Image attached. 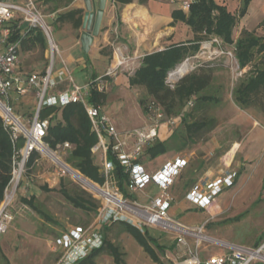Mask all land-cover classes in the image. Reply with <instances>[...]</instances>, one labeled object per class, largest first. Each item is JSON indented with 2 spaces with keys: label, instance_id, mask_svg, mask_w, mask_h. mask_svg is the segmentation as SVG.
I'll return each mask as SVG.
<instances>
[{
  "label": "crops",
  "instance_id": "crops-1",
  "mask_svg": "<svg viewBox=\"0 0 264 264\" xmlns=\"http://www.w3.org/2000/svg\"><path fill=\"white\" fill-rule=\"evenodd\" d=\"M2 1L23 5L29 0ZM30 1L33 2L41 12L45 23L51 28V32L52 25L58 26L59 32L56 42L52 39L58 51L55 53L53 62L51 63L50 51L44 35L41 33L44 39L43 48L37 41H35L33 45L28 39L25 40L24 38L28 32L27 25L22 21L20 15H15L5 26L10 30V37L16 34L19 36V73L23 75L30 73L43 74L46 69L51 67V78L55 81L56 85L49 93H57L72 89V85L74 84L82 88L83 93H85L87 97L90 93V85L98 81V90L106 94L105 103L101 106L102 112L108 117L111 125L118 132L121 141L125 143L124 150L130 152L136 140L133 136L127 135V133L147 127L150 123L148 114L144 112L140 104V100L149 99L143 88L130 84V78L132 76L130 73H135L140 66L141 59L145 55L160 52L172 46L187 45L194 40L195 34L192 28L183 21L181 16L187 17L189 14V5L197 0H132L127 4H121L114 0H106L99 34L97 37L93 38L87 52L82 51L80 43V36L82 33L81 24L84 14L83 0ZM212 1L216 5L225 8L232 16H237L240 8V0ZM185 4H187L186 7ZM75 10L82 12L81 23L78 28H75L70 21H60L61 15ZM242 31L254 32L257 36L264 37V0H250L245 14L236 19L231 36L234 42L238 39ZM212 39H217L224 45L219 38H209V40ZM203 42L200 43L198 52L191 56L193 58L191 61L194 65L195 63H200V65L208 64L210 68H214L216 63L213 61L218 62V57L215 58V60L214 58L209 59L206 56L203 58H199L198 56L202 49ZM227 47H230L227 52H232L231 57L237 64L234 58L233 48L231 46ZM35 50L37 52L39 50L41 51L44 61L40 59L29 61L30 56L34 55ZM213 50L217 51V48L214 46ZM121 57L126 58V62L116 71V75L113 77H104L105 73L110 68L116 66ZM254 68L255 66H252V64L243 68H239L237 64V72H239L238 77L240 78L236 85H238L249 72L254 70ZM60 73H63V76L60 77ZM73 73L78 74V79L82 83L79 84L73 79ZM194 101L195 98L192 97L185 111L190 109ZM231 103L236 107V140L223 143V141H215L214 137H212L196 147H194V144L184 151H171L155 159L150 160L143 155L140 164L148 174L155 173L165 163L177 157L185 158V167L169 189V191L171 190L170 192L175 190V185L179 180H182L183 174L187 177L184 179L185 182L180 186L176 195L180 197V201L176 203L180 204L181 209L184 211L197 209L205 211L210 216L223 213L229 210L230 206L236 205L234 194H232L236 186V196H238L244 190L245 182L249 177L256 174H262V176H264V112L261 107L253 102L248 108H241L232 101ZM216 104L219 106L221 102L218 101ZM178 122L179 119L174 120L172 125L162 122L159 125L157 138L155 140H167L178 126ZM213 131V129L210 131V136L213 135ZM206 134H209V132ZM152 143L143 147V153ZM103 144L105 148L111 146V141L107 136H104ZM219 149H223V152L226 153L222 159L221 157L219 158L223 163L220 165V168L217 169L216 173H218V175L213 176L211 174L212 170L206 164V158L212 156L213 153ZM95 153L100 157L103 155L101 149ZM262 154V162L258 165L256 171H253V168L250 167L253 159ZM159 160H161L160 163H158ZM193 162H196L195 166L192 165ZM100 166L99 164V170ZM232 173H235L232 186L224 189L205 209H200L186 199V194L190 192L194 186H198L199 192L204 194L205 187L210 181ZM236 179L238 180L237 182ZM149 186L156 187L154 184H149L142 191L134 193L128 191V197L131 198V195L139 193L146 202L143 204L136 203L144 206L149 205L150 201L160 194L159 189L156 187L159 191L157 196L149 198L147 195H144V191ZM169 191V196L172 198L173 202L174 197ZM176 203H173L171 207ZM206 222L207 221L202 225L205 226ZM91 226L98 227L97 217L94 219L93 225L91 224ZM199 226L186 227L195 228ZM72 228L74 227H69L66 231ZM188 243L192 244L193 241L188 240ZM176 249V259L179 260V263L175 262V264H180L186 258L185 250L183 247L178 246H176ZM225 251L226 250L223 249L222 252L214 255H221L225 253Z\"/></svg>",
  "mask_w": 264,
  "mask_h": 264
},
{
  "label": "built area",
  "instance_id": "built-area-1",
  "mask_svg": "<svg viewBox=\"0 0 264 264\" xmlns=\"http://www.w3.org/2000/svg\"><path fill=\"white\" fill-rule=\"evenodd\" d=\"M186 6L187 4H185ZM17 14L26 23L27 31L35 29L44 35L50 51L51 63L58 51L51 37V28L45 23L43 15L33 2L29 0L26 4L21 5L0 0V105L3 107L0 118L4 126L10 130L14 141L21 133L24 137L23 147L15 155L12 185L5 191L1 202L0 233L5 232L7 224L12 220L7 209L14 199L15 190L24 174V166L27 160L33 152L43 153L44 150L48 149L43 140L49 122L48 120L39 119L40 109L46 106L61 108L68 104L80 103L84 106L92 130L98 137V142L92 148V152L95 153L99 149L103 152L99 173L104 178L103 185L105 187L100 188L95 185L100 192L96 193L102 199L96 215L98 227L76 226L56 238L54 245L61 253V258L57 264H75L87 257L92 250L100 248L103 244L102 227L116 222H126L139 230L143 228H160L173 234L176 246L183 247L185 250L186 258L180 264H264V242L251 247L220 243L210 237L203 236L204 225L189 228L169 216L168 211L172 205V198L169 196L168 191L185 167V158L177 157L165 163L153 174H148L140 163L135 162L142 155L143 147L157 138L159 125L162 122L172 125L174 122L173 119L165 120L160 108L155 103L150 102L147 107L149 125L127 133L129 136H133L136 142L133 149L126 152L124 150L125 143L121 141L118 132L102 112L101 106L90 105L82 88L73 84L72 89L49 93L56 85L51 78V67L46 69L43 74L30 73L23 75L19 73V40L11 41L10 30L5 26ZM214 45L219 48L221 43L217 39L204 42L198 56H206L212 59L219 54H224L223 51H214ZM226 54L232 56V52ZM192 59V57L186 58L168 73L166 85L169 88H173L174 84L183 75L192 72L197 67L192 63ZM125 62L126 58L121 57L116 66L110 68L104 77L115 76L116 71ZM182 67L185 68L184 74H177L178 69ZM133 74V72L130 73V75ZM59 76H63V73H60ZM97 84L98 81L92 83L90 89L95 86L98 89ZM12 94L20 97L33 94L37 100L35 115L29 122V129H26L19 118L13 114L11 107ZM104 136L110 139L112 152L129 172V183L127 185L129 192L142 191L149 184H154L159 189L160 194L152 199L149 205L143 206L128 202L116 188L112 178L113 165L107 160V148L103 144ZM62 148L69 149L70 145L64 143ZM234 177L235 173L215 178L206 185L204 194L199 192L198 186H194L185 197L200 209H205L224 189L232 186ZM110 188H112V191H110ZM111 199L117 200L119 205L112 203ZM188 240H192L193 243L189 244ZM204 243L223 245L226 251L221 255L201 257L200 248Z\"/></svg>",
  "mask_w": 264,
  "mask_h": 264
},
{
  "label": "trees",
  "instance_id": "trees-1",
  "mask_svg": "<svg viewBox=\"0 0 264 264\" xmlns=\"http://www.w3.org/2000/svg\"><path fill=\"white\" fill-rule=\"evenodd\" d=\"M114 1L127 4L132 0ZM249 2L250 0H240V8L235 17L212 0H197L189 5L188 16H181L183 21L192 28L195 34L194 40L187 45L172 46L160 52L147 54L141 59L139 68L130 78V84L144 89L149 99L140 100L144 112L147 113L148 104L153 102L160 108L165 120L179 119L178 126L167 140H155L146 148L143 155L148 159H155L171 151H184L198 141H203L204 134L214 129L216 124L214 118L202 116L196 119L194 117L195 113L205 111L209 106H215L222 96L223 86L214 85L213 69L208 64L200 65L194 71L183 75L173 88L166 85L168 73L186 58L198 52L200 43L209 40L210 37H217L224 45L233 48L234 58L239 68L252 64L256 56L260 57V63L232 89L231 96L235 105L248 108L252 102L255 103L253 99L262 94L261 108L264 112V37H259L254 32L242 31L235 42L231 38L236 19L245 14ZM81 13L79 10L70 11L61 15L60 21H70L75 28H78L81 23ZM18 38L16 34L10 37V40L16 41ZM24 39H28L33 45L37 41L42 48L44 47V39L39 30H29ZM192 97L195 101L190 109L185 111ZM105 100L106 94L99 91L96 86L90 89L87 97L90 105L102 106ZM1 111L0 108V113ZM38 117L49 122L43 140L47 146L55 151L57 147L68 143L70 148L64 149L66 151L65 164L89 181L102 186L104 178L99 173V166L95 163V153L92 152V148L98 142V137L92 130L84 106L80 103L68 104L61 108L46 106L40 109ZM23 143L22 138H18L17 142L12 139L10 130L4 126L0 118V202L4 198L5 191L12 185L15 155ZM106 156L113 165L112 178L116 188L123 196L128 197L129 172L117 160L111 146L107 148ZM38 158L37 152L30 155L24 166L25 175L31 171ZM135 162L141 163L142 160L138 159ZM80 175L79 178L83 183L84 179ZM65 179L64 176L61 177L59 190L64 199L76 209L96 214L98 203L89 197H84L82 195L84 192L79 191L75 186L68 187ZM23 202L46 219H50L37 209L34 196L23 199ZM118 223L121 230L130 234L152 259L155 261L158 259L150 244L157 246L159 250L162 248L155 244L154 239L149 236L148 229L139 230L126 222ZM111 225L107 224L102 227V235ZM105 248L119 263V252L106 240V236H103V244L100 248L92 250L87 257L78 262L94 264L95 257Z\"/></svg>",
  "mask_w": 264,
  "mask_h": 264
},
{
  "label": "rangeland",
  "instance_id": "rangeland-1",
  "mask_svg": "<svg viewBox=\"0 0 264 264\" xmlns=\"http://www.w3.org/2000/svg\"><path fill=\"white\" fill-rule=\"evenodd\" d=\"M58 32V26L52 25L51 36L55 42ZM228 49H230V47L222 44L217 48L219 52L223 51L224 54H219L215 57H218L219 61H213L217 66L214 65V68H212L215 78L213 82L214 85L223 86L222 96L219 100L222 105L220 104L218 106L216 104L212 107L209 106L205 111L194 114L196 119L202 116L216 119L213 135L210 136V132L209 134H204V140L198 141L194 147L206 142V140L212 137H214L215 141H223V143L236 140V107L231 103V101L233 102L231 92L240 77H238L239 72H237L235 60L226 54ZM203 57L204 56L201 55L199 56V58ZM37 59L43 60L40 50L38 52L35 50L34 55L30 56L29 61ZM259 61L260 57L256 56V59L252 62V66L258 65L260 63ZM195 65H197L196 68H198L200 63H195ZM78 78V74L73 73V79L79 84L82 83ZM11 101L13 114L19 118L26 129H29V122H31V119L35 115L37 103L34 95L28 94L20 97L12 94ZM254 102L261 107L263 104L262 94L256 96ZM18 138L24 139L23 134L21 133L18 135ZM44 144L47 145L45 142ZM22 147L23 145L19 147V150H21ZM48 149L59 160H52L45 153H38L39 158L35 161L34 167L27 175L23 174L19 180L14 199L7 209L12 220L7 224L5 232L0 233V264H57L61 258V253L54 245L56 238L66 232V229L69 227H89L91 224L93 225V221L96 218L97 213H87L80 209H76L64 199L59 192L61 188V177L64 176V178H66V185L68 187L75 186L79 191L84 192L82 194L84 197H89L91 200L98 203V208L101 206L102 199L97 193L90 191L81 184L82 181L77 171L72 168L73 171L71 170L69 173L62 170L60 166H62V162L65 163L64 159L66 156L64 148L57 147L55 151L49 147ZM223 149H219L214 152L212 156L206 158V164L212 170L211 174L213 176L218 175V173H216L217 169H219L220 165L223 163L221 159L226 153L223 152ZM98 156L99 155L95 153V163L99 166L101 157ZM259 156L260 155L253 159L251 163L250 167L253 168V171H256L258 165L262 162L261 159L263 158V154L260 156V160ZM220 157L221 159H219ZM142 158L143 153L138 159L142 160ZM161 160H159L158 163H160ZM192 165L195 166L196 162H193ZM185 178L187 177L183 174L182 180L176 183L175 190L172 192H170L171 190L169 191L174 197L172 204L180 201V197L176 195L180 186L184 184ZM237 179L236 182L238 181ZM93 184L100 188L105 187L104 185L99 186L98 184ZM243 189L244 190L236 196L237 186L234 188V193L232 194H234L236 205L230 206L229 210L223 213L210 216L205 211L197 209L184 211L181 209V205L176 203L169 210V215L174 220L189 227L199 226L207 221L203 228V236L210 237L220 243L246 247L257 246L264 242V176H262V174H256L249 177ZM110 191H112V188H110ZM158 194V189L152 186H149L144 191V195H147L149 198H153ZM31 196L35 197L37 209L46 214L50 219H46L23 202V199H29ZM142 198L143 196L139 193L131 195V198L124 196V199L131 203L137 202L143 204L146 201ZM1 208L2 203L0 202V211ZM146 229H148L149 236L156 242L155 244L162 248V250H159L160 248L150 244L152 250H154L155 254L158 256L156 261L142 249L130 234L123 232L119 223L116 222L103 233V236H106V240L119 252L120 262L117 263L112 255H110V252L105 248L102 253L95 257L93 263H179V260L176 259L177 249L173 234L160 228ZM223 249H225L223 245L204 243L200 248V255L201 257L204 255H214L222 252ZM75 264L83 263L76 262Z\"/></svg>",
  "mask_w": 264,
  "mask_h": 264
},
{
  "label": "water",
  "instance_id": "water-1",
  "mask_svg": "<svg viewBox=\"0 0 264 264\" xmlns=\"http://www.w3.org/2000/svg\"><path fill=\"white\" fill-rule=\"evenodd\" d=\"M84 14L82 17L80 36L81 49L87 52L94 37H97L100 31V25L105 10L106 0H83ZM62 170L71 169L67 164L61 163ZM72 170V169H71ZM73 171V170H72Z\"/></svg>",
  "mask_w": 264,
  "mask_h": 264
},
{
  "label": "bare ground",
  "instance_id": "bare-ground-1",
  "mask_svg": "<svg viewBox=\"0 0 264 264\" xmlns=\"http://www.w3.org/2000/svg\"><path fill=\"white\" fill-rule=\"evenodd\" d=\"M184 72H185V68L184 67H182V68H180V69H178V73L177 74H184ZM0 108H1V110H3V107L0 105ZM231 150V149H230ZM43 153H45L46 155H48L52 160H54V159H58L57 157H55L54 156V154L50 151V150H48V149H46V150H44L43 151ZM228 155V154H227ZM59 160V159H58ZM228 162V161H227ZM230 163V162H229ZM65 171L66 172H70L71 171V169H66L65 168ZM79 174V173H78ZM80 175V174H79ZM81 176V175H80ZM83 179H84V182L83 183H81L80 181H78V182H80L84 187H86L87 189H89L90 191H93V192H97V193H100L99 191H98V189H97V187L95 186V185H93L90 181H88L87 179H85L83 176H81ZM111 201H112V203H114L115 205H119V202L117 201V200H115V199H111Z\"/></svg>",
  "mask_w": 264,
  "mask_h": 264
}]
</instances>
